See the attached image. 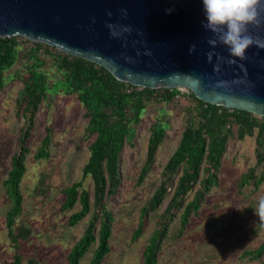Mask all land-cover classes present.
<instances>
[{
	"label": "trees",
	"instance_id": "1",
	"mask_svg": "<svg viewBox=\"0 0 264 264\" xmlns=\"http://www.w3.org/2000/svg\"><path fill=\"white\" fill-rule=\"evenodd\" d=\"M28 46H31L30 48ZM50 46L33 43L20 37L0 38V91L5 87V73L20 63L22 89L16 107L24 120L17 151L11 159V169L3 181L12 206L6 215V236L14 249L12 264H38L36 257L20 254L19 241L31 235L24 224L18 225L22 214L23 196L20 183L25 174V159L29 154L27 142L32 136L37 114L49 91L74 96L84 111L87 121L84 136L91 140L88 159L82 168L81 179L63 190L61 210L79 209L68 219L75 226L90 215L82 237L67 255V264H80L88 249L96 244L89 264H102L109 254V239L113 214L107 204L115 197L121 185V152L126 141L141 124L149 106L170 104L180 94L176 89H148L116 80L103 67L84 59L61 52L52 53ZM43 52V54L41 53ZM51 58L53 71L59 75L50 80L44 70L46 58ZM189 105L177 147L161 169L159 185L140 209V221L133 232L132 241L138 240L150 213L162 208L156 218V227L142 252V264H157L162 242L167 238L169 225L177 217L182 235L190 219L198 214L205 197L218 186V173L230 141L253 138L255 163L236 182V191L253 185L254 191L264 183V118L240 110L226 109L198 100L188 93ZM166 125L156 120L150 125L145 161L139 171L137 184L155 164L159 148L166 139ZM48 131L34 155L35 160L49 157ZM42 176L38 189L45 183ZM89 179L93 186L92 197L84 186ZM257 229H260L257 226ZM174 237V238H176ZM264 255V241L256 248L245 250L241 258L254 264ZM257 262V263H256Z\"/></svg>",
	"mask_w": 264,
	"mask_h": 264
},
{
	"label": "rangeland",
	"instance_id": "2",
	"mask_svg": "<svg viewBox=\"0 0 264 264\" xmlns=\"http://www.w3.org/2000/svg\"><path fill=\"white\" fill-rule=\"evenodd\" d=\"M50 51L58 52L53 48ZM46 59L44 70L50 80H57L59 75L53 71L51 58ZM22 73L20 63L7 71L5 87L0 91V264H12L14 254L6 236V215L12 203L3 181L11 169V159L17 151L24 123L16 107L22 89L18 75ZM178 91L180 94L173 103L152 105L146 109L141 124L135 127L136 131L121 152V185L118 194L109 198L107 204L113 214L110 252L102 264H142V252L152 237L162 208L148 215L138 240L132 241V235L140 221V209L159 185L161 169L177 147L184 127L185 108L190 103L189 91ZM83 114L74 96L49 91L27 142L29 154L20 183L22 214L17 223L29 228L31 235L26 241H19V250L24 257H36L38 264H67V255L82 237L90 218L89 215L77 225L69 226L68 219L79 205L61 210L63 190L81 179L82 168L88 159L91 140L84 136L87 121ZM156 120L166 125V139L151 171L138 185L150 125ZM47 131L50 136L49 157L35 160L34 155ZM254 149L253 138L229 142L219 169L218 186L205 197L198 214L190 219L181 236L176 237L179 218L171 222L157 264H254L240 256L243 251L254 249L264 241V230L257 229L258 217L254 214L259 197L264 196V183L255 191L253 185L246 186L241 194L235 188L239 177L255 163ZM43 175L45 183L38 189ZM83 183L92 197L91 181L87 179ZM95 248L96 244L88 249L80 264H89ZM257 262H264V255Z\"/></svg>",
	"mask_w": 264,
	"mask_h": 264
},
{
	"label": "water",
	"instance_id": "3",
	"mask_svg": "<svg viewBox=\"0 0 264 264\" xmlns=\"http://www.w3.org/2000/svg\"><path fill=\"white\" fill-rule=\"evenodd\" d=\"M204 21L202 0H0L1 39L41 43L120 82L186 89L207 104L264 118V11L249 25L243 60L212 47Z\"/></svg>",
	"mask_w": 264,
	"mask_h": 264
},
{
	"label": "clouds",
	"instance_id": "4",
	"mask_svg": "<svg viewBox=\"0 0 264 264\" xmlns=\"http://www.w3.org/2000/svg\"><path fill=\"white\" fill-rule=\"evenodd\" d=\"M205 21L202 26L213 34L209 44L216 47L222 44L227 47L229 56L245 59L246 50L252 44L249 35V25L259 22L261 12L264 11L262 0H202ZM171 12L172 9H166ZM195 45L189 48V53L195 51ZM212 53L208 54L211 60ZM223 59L222 57H218ZM234 62L229 60V63ZM240 210H243L239 208ZM254 214L258 217L255 224L264 230V196L259 197Z\"/></svg>",
	"mask_w": 264,
	"mask_h": 264
},
{
	"label": "built area",
	"instance_id": "5",
	"mask_svg": "<svg viewBox=\"0 0 264 264\" xmlns=\"http://www.w3.org/2000/svg\"><path fill=\"white\" fill-rule=\"evenodd\" d=\"M178 90H181V89H178Z\"/></svg>",
	"mask_w": 264,
	"mask_h": 264
}]
</instances>
